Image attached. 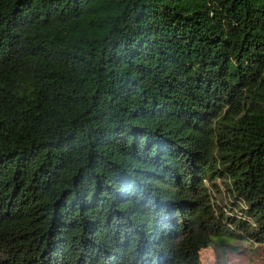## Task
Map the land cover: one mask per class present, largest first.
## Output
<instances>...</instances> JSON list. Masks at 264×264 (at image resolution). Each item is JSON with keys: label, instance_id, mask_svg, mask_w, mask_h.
Masks as SVG:
<instances>
[{"label": "trees", "instance_id": "16d2710c", "mask_svg": "<svg viewBox=\"0 0 264 264\" xmlns=\"http://www.w3.org/2000/svg\"><path fill=\"white\" fill-rule=\"evenodd\" d=\"M264 244V0H0V264H202Z\"/></svg>", "mask_w": 264, "mask_h": 264}, {"label": "rangeland", "instance_id": "374dc122", "mask_svg": "<svg viewBox=\"0 0 264 264\" xmlns=\"http://www.w3.org/2000/svg\"><path fill=\"white\" fill-rule=\"evenodd\" d=\"M228 242L231 247L211 245L202 253V264H236L237 261H241L242 264H264V244L236 239Z\"/></svg>", "mask_w": 264, "mask_h": 264}, {"label": "clouds", "instance_id": "9594fccd", "mask_svg": "<svg viewBox=\"0 0 264 264\" xmlns=\"http://www.w3.org/2000/svg\"><path fill=\"white\" fill-rule=\"evenodd\" d=\"M236 264H242V262L241 261H237Z\"/></svg>", "mask_w": 264, "mask_h": 264}]
</instances>
